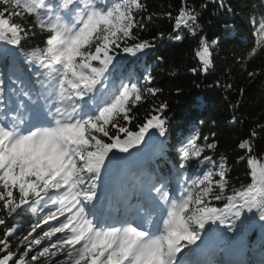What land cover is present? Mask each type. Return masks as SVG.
<instances>
[{
    "label": "snow or ice",
    "instance_id": "snow-or-ice-1",
    "mask_svg": "<svg viewBox=\"0 0 264 264\" xmlns=\"http://www.w3.org/2000/svg\"><path fill=\"white\" fill-rule=\"evenodd\" d=\"M210 4L232 11L225 0L198 5L181 0L174 17L167 13L174 33L167 38H195L199 70L206 74L215 67L221 43L205 34L201 22ZM147 10L145 0H0V60L7 69L9 59L23 57L33 70L28 81L16 73L6 80V71H0V264H34L57 256L55 264H203L192 257L206 246L208 225L234 231L237 221L264 222V155L254 149L260 135L255 130L239 143L250 181L241 188H230L225 157L218 162L205 154L216 145L189 130L179 141V166L195 159L203 170L195 178L184 176L190 183L178 195L152 173L143 178L139 193L115 195L113 174L128 159L118 154L139 149L152 129L168 135L164 103L138 130L128 127L133 108L160 91L150 86L151 73L141 83L120 69L129 56L140 59L156 39L165 38L163 33L151 41L141 38ZM251 23L255 40L241 61L264 54V12ZM37 32L46 34L42 45L26 50ZM9 97L16 101L14 108ZM239 122L231 117L230 123ZM213 200H224V207L212 206ZM26 214L38 219L21 237L17 218ZM10 238L19 240L15 250Z\"/></svg>",
    "mask_w": 264,
    "mask_h": 264
},
{
    "label": "trees",
    "instance_id": "trees-1",
    "mask_svg": "<svg viewBox=\"0 0 264 264\" xmlns=\"http://www.w3.org/2000/svg\"><path fill=\"white\" fill-rule=\"evenodd\" d=\"M148 10L143 13L147 23V30L140 33L142 39L153 40L160 33L164 39H156L155 47L140 54V59L129 56L120 65L121 71L126 75L131 73L134 80L143 82V76L151 73L153 84L160 91L155 95H147L146 100L133 108L130 115L134 116L128 127L132 131L138 130L146 118L155 114L153 109L160 104H167L165 115L168 118L167 137L159 136L157 130L152 129L145 136V143L139 149L148 147L151 143L161 149L162 155L157 154L154 162L148 168L149 173L166 178L172 177L174 184L168 185L171 192L177 188V184L183 183L185 172L193 178L199 164L193 159L188 162L186 168H180L179 141L185 139L189 130L199 132L201 137H208L207 143H214V152L207 150L206 155H213L219 162L221 156L226 158L229 168L230 188H241L249 181L248 165L241 156L245 153L239 148V143L247 139L251 131L255 130L260 135L255 139L254 149L259 155H264V132L260 127L264 125V54H260L252 60L241 61L253 45L255 37L251 20L257 21L264 12V0H225L227 7L232 9H218L215 5L203 11L201 22L204 32L210 39L218 38L221 43L215 49V67L209 73L199 70V61L195 55L197 41L195 38L185 34L183 41L170 40L167 37L174 35L173 23L169 20L167 13L172 12L173 17L180 7L181 0H145ZM197 5L201 0H196ZM151 15L152 19L147 20ZM16 22H20L19 18ZM27 19V18H26ZM227 25V27H226ZM37 32L30 37L25 49L33 45L41 46L40 37ZM19 60L7 61V76L17 72L28 81L33 71L24 62L23 57ZM4 63H6L4 61ZM5 67V64H4ZM196 68L197 71H191ZM47 71V70H43ZM255 71L261 73L257 77H249L248 73ZM117 80L120 72L114 74ZM34 81L35 77H31ZM226 85H231L230 88ZM12 85L9 83L8 87ZM38 88L39 85H36ZM242 90V93H241ZM238 104L237 108H233ZM235 115L240 121L237 124L230 123L231 117ZM203 143V139L201 140ZM139 149H131L135 151ZM159 155V156H158ZM228 194H231L229 191ZM212 206L224 207L225 201L213 200ZM42 215V214H41ZM250 217V214H247ZM38 217L26 214L17 218L22 230L19 235H27L31 230L30 224L36 222ZM254 223H260L257 228H252ZM48 226L45 225L46 229ZM209 227H206L208 231ZM41 229L37 230L40 233ZM3 236V227L0 226V237ZM220 237H228L229 242L237 241L245 248L243 258L246 264H264V222L258 218L249 219L245 223H236L235 230H229L220 225ZM55 239V238H54ZM12 249L15 250L19 240L11 239ZM45 239V243H47ZM42 244L39 248H42ZM39 250L34 247V251ZM22 252L23 249H20ZM32 253H29L31 256ZM54 259H43L34 264H55Z\"/></svg>",
    "mask_w": 264,
    "mask_h": 264
},
{
    "label": "rangeland",
    "instance_id": "rangeland-1",
    "mask_svg": "<svg viewBox=\"0 0 264 264\" xmlns=\"http://www.w3.org/2000/svg\"><path fill=\"white\" fill-rule=\"evenodd\" d=\"M12 107H15V104L14 103H12ZM203 169H202V167H200V170H199V172H198V174L202 171ZM57 235H60V234H57ZM55 237H53V239H54ZM46 239V238H45ZM35 247V246H34ZM243 251V250H242ZM227 252H229V254H230V256H233V257H231V258H234V262L232 263V260L230 261V260H228L226 263L227 264H239V261H240V253H241V250L239 251L237 248L235 249H233V250H231V248H230V250H228ZM238 256H239V258H238ZM44 259V258H43ZM45 260H47V259H45Z\"/></svg>",
    "mask_w": 264,
    "mask_h": 264
}]
</instances>
